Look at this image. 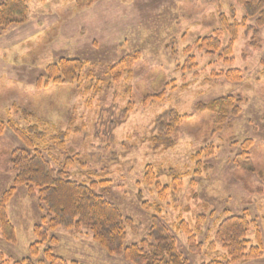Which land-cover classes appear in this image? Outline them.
<instances>
[{"label":"rangeland","instance_id":"1","mask_svg":"<svg viewBox=\"0 0 264 264\" xmlns=\"http://www.w3.org/2000/svg\"><path fill=\"white\" fill-rule=\"evenodd\" d=\"M78 1L27 0L28 22L0 30V206L13 186L12 153L25 148L5 125L37 126L46 135L38 148L53 169L121 211L124 248L154 244L159 224L190 264H264V28L246 17L240 0H98L84 9ZM221 14L231 25L245 21L230 57ZM214 36L221 50L208 53L202 40ZM134 53L139 60L114 82L109 69ZM63 57L84 62L80 80L41 87L47 66ZM228 71L241 80L229 81L222 75ZM229 95L246 101L242 113L214 133V114L195 106ZM172 111L190 118L164 137L167 145L155 144L157 121ZM62 134L69 135L65 148L57 144ZM248 139L253 146L245 157ZM8 199L16 241L0 229V264H50L48 250L67 264H132L84 226L49 232L56 242L39 245L33 257L45 205L24 187ZM242 215L252 223L248 254L261 250L232 262L216 233L225 218ZM185 226L200 252L190 249Z\"/></svg>","mask_w":264,"mask_h":264},{"label":"trees","instance_id":"2","mask_svg":"<svg viewBox=\"0 0 264 264\" xmlns=\"http://www.w3.org/2000/svg\"><path fill=\"white\" fill-rule=\"evenodd\" d=\"M96 1L98 0H79L78 8L84 9ZM240 5L243 6L248 19L256 20V28H264V0H240ZM28 15L27 0H0V30L26 24ZM220 22L225 28H228L232 37V41L225 49V54L230 57L233 53L234 41L245 21L243 20L242 24L236 22L231 25L227 17L221 14ZM249 28L255 29L252 26ZM218 37L205 38L202 40L201 47L205 48L208 53L218 52L221 50V42ZM139 58V53L124 56L109 69L108 75L118 83L122 76L133 68ZM85 68L84 62L79 59L60 58L58 62L47 66L46 80L40 81L39 84L41 87L50 83L54 86H72L80 80V75L84 73ZM222 75L231 82L241 80V75L237 71H228ZM245 102L241 96L229 95L210 100L207 103H198L195 109L199 113L214 114L215 133L230 126L232 121L241 115ZM189 118V116H181L172 111L164 118L159 119L157 121L159 135L154 137L153 142L159 145L163 141L165 143L164 137L175 135ZM5 126L12 129L17 138L25 145V148L16 149L12 153L11 163L15 173L13 186L0 206V229L6 241H16L15 229L6 213L8 197L17 189L24 187L31 194H36L46 208V215L42 219L43 224L36 227L35 230L40 241L32 245L30 249L33 257L39 256V245H51L56 242V239L48 235L49 232L59 228L73 229L84 226L93 232L94 239L110 254L123 253L132 264H190L178 251L175 239L166 228L159 224H155L152 229L154 244L144 241L141 246L133 245L124 248L126 227L118 207L103 196L97 195L91 187L71 180L69 173L65 170L55 171L41 153L43 147L38 148L41 143L46 141V135L39 132L37 126L21 129L14 122ZM0 132H3L1 128ZM68 136V134H62L57 138V140H61L60 143L57 142L60 148H65ZM252 146L251 139L244 142L243 156H250ZM148 169L150 171L146 174V182L152 186V179L155 175L151 167L148 166ZM157 187L161 192L167 189H161L159 183H157ZM251 226L252 223L249 222L247 215L227 217L218 226L216 240L222 245L232 262L249 258L250 253H257L258 250H261L258 245L251 247L252 251L249 254L247 252L251 245V242L247 240ZM186 228L190 249L194 253L200 252V245L196 244L193 233L188 227ZM46 259L50 264H67L61 258L53 256L51 250L46 252ZM27 264H33L31 259H27Z\"/></svg>","mask_w":264,"mask_h":264}]
</instances>
